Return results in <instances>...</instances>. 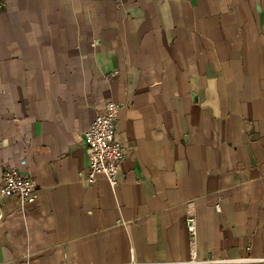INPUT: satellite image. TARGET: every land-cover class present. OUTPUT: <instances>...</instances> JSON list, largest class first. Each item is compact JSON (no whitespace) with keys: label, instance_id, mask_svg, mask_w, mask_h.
Listing matches in <instances>:
<instances>
[{"label":"crops","instance_id":"0c3cea01","mask_svg":"<svg viewBox=\"0 0 264 264\" xmlns=\"http://www.w3.org/2000/svg\"><path fill=\"white\" fill-rule=\"evenodd\" d=\"M107 101L116 188L86 177ZM15 167L40 199L0 198V264H264V0H0V184Z\"/></svg>","mask_w":264,"mask_h":264},{"label":"built area","instance_id":"2783aa9c","mask_svg":"<svg viewBox=\"0 0 264 264\" xmlns=\"http://www.w3.org/2000/svg\"><path fill=\"white\" fill-rule=\"evenodd\" d=\"M124 106L113 101H107L102 113L97 114L94 121L84 133V143L88 154L89 165L87 181L97 183L105 180L112 188L121 183V172L127 159V148L118 135L120 114ZM0 198L17 200L22 206L35 204L40 199V190L37 181L19 168H7L0 184ZM216 209L221 212V206ZM186 228L191 247V262L197 263L196 249L198 227L193 202L187 204ZM251 248H247L250 253ZM251 257L240 260H219L210 262L242 263L253 262ZM201 263V262H200Z\"/></svg>","mask_w":264,"mask_h":264}]
</instances>
